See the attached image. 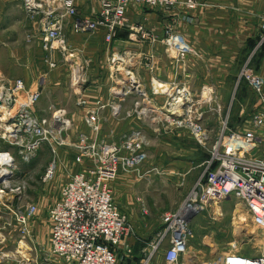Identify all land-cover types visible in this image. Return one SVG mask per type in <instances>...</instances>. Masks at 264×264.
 Instances as JSON below:
<instances>
[{"label": "rangeland", "instance_id": "1", "mask_svg": "<svg viewBox=\"0 0 264 264\" xmlns=\"http://www.w3.org/2000/svg\"><path fill=\"white\" fill-rule=\"evenodd\" d=\"M13 1L16 3L17 1L21 2V9L26 18V20L22 22L25 28L23 29L22 25L17 23L16 28H10L8 31H0V40L3 39V42L10 45L8 48L5 47L2 49L3 45L0 44V50L6 52V57L8 56L15 60L16 55L20 56L19 50L22 54L26 53L28 50L32 49L34 41H40L44 53L43 61H45L43 64L44 69H42L44 70L42 71L43 73H47L49 69H52L48 67L49 62L46 60L52 59L54 54L57 55V58L52 60L56 62L55 68L60 67L61 69L60 71L62 73L60 75L61 77H59L62 78L60 81L61 86L59 85V88L56 90L51 88L48 89V87L45 86L42 96L40 95L39 100L33 104L32 107L33 111H35L38 116L47 118H50L55 110H65V117L68 120V129L65 131V134L62 133L61 137L60 134L56 135L57 139L61 138L65 144L56 148L55 153H52L49 144L44 143L39 147L38 151L29 162L16 156L15 160L10 162V165H2L3 167L11 169V172L7 174L6 179L0 178V190H2V192H0V264H66L54 256L50 251V223L48 220V210L58 197L62 186L70 179L71 175L89 169L87 163L90 159L84 156L85 158H83L81 162H77L75 157L77 153H79V149L70 145L74 141H77L81 135L87 137L86 144L98 146L101 141L110 144L117 141L119 142L124 135L132 130H140L142 132V127H144L143 132H145L146 129L151 130V134H146V137L142 132L143 145L147 154L146 161L140 163L134 170L130 168L127 171L123 169L119 170L117 176L110 181L113 200L127 215L130 225L129 239L133 232L136 234L135 229L131 228V221L135 222L136 225L138 234L135 243H131V239L129 240L127 237V241L133 245V254L134 247L136 243L139 242L138 236L141 237V239H151L162 227H164L162 220L165 212L176 213L184 203L189 202V194L193 191L195 185L205 178L204 161L208 159V155L213 151V147L217 142L216 149L222 150L226 144L232 143L230 140H232L233 134L252 133L257 138L254 143L245 145V151L246 153L249 152L248 155L251 157L264 160V156H258L256 153L258 150H262L261 139L264 138V135L260 134L264 132V126H262L264 125V110L259 109L260 107L251 112L246 111L244 115L240 117L239 112H225L218 103V96L206 94L205 90H201V96H192L193 110L196 112L192 113V115L195 117L200 115V123L203 129L206 130L208 136L209 130L212 128L215 135L213 141L208 143V140H206L205 145L202 146L194 139L190 127L176 125L173 122L176 117L170 115L174 111L172 97L175 94H172V92H174L172 90L178 88H185L188 90L184 82L181 83L175 80L171 82L170 85L163 86L162 83L153 81V95L134 96L132 100L134 98H137V100L135 99L131 102V104L133 103L131 110L127 113H119L121 116L119 114L117 115L119 123L125 121V123L117 129L108 126L107 115H109L110 112L105 114V112H103L105 108L101 109L98 113L96 111L87 113L89 109L95 108L92 107L84 110V105L78 104L81 95L75 92H81L82 88L86 90L89 86L95 85H100V87H102V90L97 88L102 94L105 93L104 90L109 92L114 88L116 86L115 81H120V76L123 75L122 72H126L121 70L119 65L117 66L119 60L118 55L113 57V55L116 54L113 52L109 55V59L105 60V65L107 64L108 66L109 64L108 69L103 71L102 68H99L98 78L101 80L96 83L92 81L90 77L92 73L91 68L94 66H92V62L89 59L91 58L94 60L95 57V59L99 61L101 55H97L99 57V59H97V52L89 53L88 50L92 49L88 48L87 51H83L85 55L89 56L87 57L83 53L81 55L83 57V63L86 61L84 71L91 73L88 75L89 78H87L84 84L81 86H78L79 84L75 85L74 79L80 76L83 77L82 75L84 72L83 70L80 71L79 65H75L77 60H69L68 58L67 60L66 58L64 59V57H69V55H73L72 58L75 56L77 57L79 53L74 50L70 51V44L73 46L84 41L91 43V41H93L92 38L95 37L93 34L94 32L78 33V36H75L77 33L73 32V35L69 36L67 34V29L69 31L71 30L66 26L63 28V34L66 42L65 44L69 46L68 49L64 50V56L62 47L57 51L52 50V48L44 49L43 42L40 39L42 34L38 18H31L27 15L23 0ZM188 1L189 0H174L169 7L141 3H131V5H129L128 9L131 7V17H129V15L128 17L131 20L132 26L128 34L129 36L131 34L130 38L132 45L137 47L136 51H131L132 72H134L132 65H134L136 59L140 60L141 65L146 64L145 66L148 67V69L150 68L151 71L153 70L154 58L160 56V48L158 49L156 46H161L163 55L181 63H183L188 56L195 58L199 57L200 61L205 60V56L200 54L201 51L198 53V50H196L181 32L177 30V20L183 21V23L188 25L192 24L195 18L192 16V11H196L204 6V3L201 1L193 0L194 5L190 7L188 6ZM91 6H93V4ZM81 11L85 12V7H82ZM137 12H142L143 14L156 13L158 16L156 18L157 22L155 23L161 20V31H155L150 29L149 26H146L145 22L138 18L137 15H139V13L136 14ZM160 15L162 17H160ZM102 32L101 48L108 50L112 47L113 42H115L116 35L119 31L110 44L105 42L104 31ZM176 35L182 37V40L192 50L185 53L182 57L177 56L174 47L170 45V43H167V40L172 41ZM6 39L8 40L6 41ZM16 41H18V43ZM261 43L259 45H261ZM60 46H62V44H60ZM256 46H258V44ZM54 47H56V45ZM257 48L258 47L253 49L254 51L252 50L247 60L256 54ZM75 52H77V54ZM252 57L248 60V63H242L236 67L234 77H237L236 82H238V86L241 83H245L249 88L251 93L249 94L250 102L260 103L262 106L264 102H261L260 96L257 97L258 95L252 91V86L246 77L243 76L245 74H241L244 67L245 70L249 69V71H254L255 64L251 61ZM103 58L104 56L102 55V59ZM112 59H114V61H112ZM22 66L23 69L31 68L30 64H24ZM15 67L16 65L9 64V69L7 70L9 75L0 70V99H3L1 102L2 104H0L1 115H3L1 111H3V108L8 104V101L6 102L7 96H11V100L15 99L18 101V99H26L29 94L35 92L30 91L26 87L25 81L21 77L11 76L16 70ZM81 68L83 69V66H81ZM75 76L76 78L72 80V86L70 84L71 79ZM63 77H66V83ZM117 78L118 80H116ZM18 80L22 81L23 90L14 87ZM93 83H95V85ZM154 85L156 89V85H162L164 88L156 90ZM36 91L41 93L40 89ZM90 91H93V94H95L96 87H93V90L91 89ZM93 99H99V101L101 100L103 103L107 102L111 105H114L113 103L116 101L110 97L108 100H103L104 98L95 99L94 97ZM262 99H264V97H262ZM196 102H198V104H196ZM147 103L154 107L153 111L149 110L150 108L147 109ZM9 104H13V101ZM108 108L109 106L106 107V109ZM184 108V105L178 108L176 107V111L180 113V117L178 118L183 121L191 120L192 115L189 117L188 112H185L186 110ZM68 109H73L74 112L77 111L75 118L72 119L68 115ZM144 109H146V111ZM258 114H262L261 125L254 124V117L258 116ZM96 116L97 119L99 117L97 129L86 123L87 118L92 119L94 117V123L96 125ZM80 117L81 121L79 124L78 119ZM129 118L130 120H137L139 122L137 125L140 124L141 129H131V123H127ZM204 118H206L205 125L207 124L209 127L204 125ZM240 118H242V121L247 118L246 123L243 125L244 127L241 126L245 131L237 129H241L240 127H234V123L240 121ZM1 127L0 124V153L5 154L9 151L13 154L14 147H11L2 139V133L4 131ZM192 153H194V155ZM191 158L196 159V161L190 163ZM202 160L204 161L201 164ZM53 163H55L56 166L53 178L47 182L42 181V176L46 168ZM4 181H7L6 183L8 184L2 183ZM194 202L198 203V199H194ZM33 205L36 207L34 214L24 221V223H21V213H24L26 209ZM240 206L241 205H237V202L234 200H232L227 207L221 206L220 201L210 202L207 206H203L198 214L189 218L187 226L188 230L192 232V235L189 236L190 241L184 255L186 261H183V264H211V262L221 254L235 251L247 255H257L264 250V228H260L254 224L248 212L244 215V222H236L238 221L236 220L237 213H243L241 212L242 206ZM23 225L26 226L29 231V234H24V238L20 231ZM139 246L141 248L143 244L138 243V247ZM116 251L119 256H121V249L117 248ZM139 254L140 253H136V259L139 258ZM152 264H164V262L157 256L152 259Z\"/></svg>", "mask_w": 264, "mask_h": 264}, {"label": "built area", "instance_id": "2", "mask_svg": "<svg viewBox=\"0 0 264 264\" xmlns=\"http://www.w3.org/2000/svg\"><path fill=\"white\" fill-rule=\"evenodd\" d=\"M23 2L27 15L38 18L43 48H52L57 51L62 47L64 56V50L68 49L63 34L64 27L67 26L77 34L93 33L101 29L104 31L105 42L110 44L118 31L131 30V20L127 14L131 3L169 7L174 0H23ZM193 5L194 1L189 0L188 6L193 7ZM89 6L91 7L88 8ZM82 7H85V12L81 11ZM261 42H264V21L260 24V41L257 47ZM167 43L174 47L179 57L192 51L178 35L172 41L167 40ZM65 58L68 57L65 56ZM46 61L49 62V68L56 67V62L52 59ZM243 70L241 74H245L243 76L249 81L252 91L258 95L257 97L260 96L261 102H264L262 99L264 77L255 71ZM128 77L130 83L123 86L117 78L115 85L120 83V89H115L116 85L110 92L119 96L131 93L135 82L130 75ZM74 78L76 76L71 79L72 86ZM74 81L75 85L79 84L78 86L85 83L81 76ZM14 87L24 89L22 81L19 80ZM172 91H174L172 94H175L172 97L174 111L170 115L176 117L173 122L178 126L190 127L194 139L204 146L208 135L200 123V115L196 117L192 115L196 113L193 110V95L185 88ZM10 97L7 96L6 102L8 101L9 104L13 101V105L7 110L6 122L12 127L11 130L6 131L2 128L4 131L2 139L14 147V153L7 151V160L11 162L19 156L22 160L29 162L42 144H49L52 153L65 144L61 138L56 137L57 134L61 137L62 133L65 134L68 129L65 110L53 111L50 118L40 117L32 107L39 100L40 92L35 91L24 100H11ZM2 100L0 99V104ZM78 104L85 105L86 100L81 96ZM182 105L185 106L188 116L192 115L191 120L183 121L178 118L180 113L176 111V107ZM107 106L113 116L116 117L119 114V105H111L99 100L96 101L95 109H89L87 113L94 111L98 113ZM261 116L262 114H258L254 117L255 125L262 124ZM96 120V125L94 117L87 118L86 123L97 129L99 117L97 119L96 116ZM0 122H2L1 116ZM142 138L140 130H132L119 142L111 144L104 141H101L98 146L86 144L85 135L79 136L77 141L70 144L79 149L75 157L77 162H81L84 156L90 160L87 163L89 169L71 175L48 210L51 229L50 251L64 263L135 264L131 258L133 245L127 241L130 234L127 215L114 202L110 181L117 176L119 170L127 171L129 168L134 170L140 163L146 161L147 154ZM256 138L252 133H238L233 134L230 140L232 143L226 144L222 150L216 149L218 142L214 145L213 151L204 161L205 178L197 183L195 195L190 193L189 202L184 203L176 213L165 212L162 220L164 227L151 239H141L138 236V243H142L143 246L139 249L140 254L136 264H152V259L157 256L165 264H183V256L190 241L189 236L192 235L187 226L189 218L193 216V213L198 214L208 203L219 202L230 196L240 200L254 224L264 228V160L251 157L245 151V145L254 143ZM1 165L7 166V164ZM55 170V163L50 164L42 176V181L47 182L52 179ZM194 199H198V203L194 202ZM185 205H189L192 209L187 210L188 207L186 208ZM35 208L33 205L21 213V223L34 214ZM186 211L190 212L184 214ZM21 229L24 238V234H29V231L24 225ZM117 248L121 249V256L116 251ZM211 264H264V250L257 255L239 252L221 254Z\"/></svg>", "mask_w": 264, "mask_h": 264}, {"label": "crops", "instance_id": "3", "mask_svg": "<svg viewBox=\"0 0 264 264\" xmlns=\"http://www.w3.org/2000/svg\"><path fill=\"white\" fill-rule=\"evenodd\" d=\"M199 1L204 3V6L202 8L197 9L196 11H192V16L195 17L193 19L192 24L188 25L183 23V21L177 20V30L181 32V34L187 39L189 43L193 45V47H195L196 50H198V53L199 51H201L200 54L205 56L204 61H200L199 57L195 58L188 56V58H186L184 62L181 63L177 60H173L163 55L161 46H156L158 47V49L160 48V56L158 58H154L153 70L151 71L150 68L148 69V67L145 66L146 64L141 65L140 60L136 59L134 65H132V69L134 71L132 72L131 51H136L137 47L132 45L128 30L119 31L116 35L115 42H113L112 47L108 50L101 48V34L103 33V30L101 29L93 33L95 37L92 38L93 41H91V43H87L86 41H84L82 43H77L73 46L70 44V51H77L79 55L77 57L75 56L74 58H72L73 55H71L70 57H68V59L77 60V63H75V65L80 66V71L83 70L84 74L82 75V79L84 81L89 78L88 75L91 72L88 73L84 71L86 61L83 63V57L81 55L82 53L84 54L83 51H87V49L90 48L92 50H88L89 53L97 52V59H99L97 55H101V59H99V61H97L95 57L94 60H92L91 58L89 59L92 62V66H94L93 68H91L92 73L90 74L92 81H95L96 83L100 82L101 79L98 78L99 68H102L103 71L108 69L109 64L108 66L107 64L105 65V60L109 59V55L114 52L116 54L113 55V57L118 55L119 58L117 66L119 65L121 70L126 71L125 73L122 72L123 75L120 76L121 81L119 82H122V86L130 83L128 77L129 75L135 82L133 84V88L131 89V93H128L126 96H119L118 94H113L110 91L109 93L107 92V90H104L105 93L102 94L99 91L102 90V87H100V85L96 86L95 83H93L95 86H89L86 90H83L84 88H82L81 92L74 91L86 100V104L83 106L85 107L84 110L87 108L96 107V101L99 99L94 100L93 97L95 99L104 98L103 100H108V98L110 97L117 101H115L113 104L120 106L119 113H127L131 110V106L133 104H131V102H133V100L135 99L137 100V98H134L132 100L134 96L139 97L143 94L145 96L153 95V81L162 83L163 86H168L171 82L175 80L181 83L184 82L193 96H201V90H205L206 94L208 93L210 95L218 96V103L220 104V106H222L225 112H239V116L242 117L246 111L251 112L252 110L257 109L258 107H260L259 109L264 110L262 109L264 108V105L261 106L260 103L250 102L249 94L251 93L249 91V88L245 83H241L238 86V82H236L237 77H234L236 67L239 64H244L246 62L247 58L252 53V50L255 49L257 47L256 45L259 43V25L262 21H264V0ZM20 3L21 2L19 1H17L16 3L13 0H0L1 32L8 31V29L10 28H16L17 23L21 24L23 29L25 28L24 23L22 22H24L26 18L21 9ZM138 13V18L145 22L146 26H149V28L152 30H159V32L161 31V20L158 23H155L157 22L156 18L158 16L156 13L143 14L142 12H137L136 14ZM128 15L129 17H131V7L128 9ZM160 17L162 16L160 15ZM67 34L71 36L73 35V32L67 29ZM75 36H78V34H75ZM7 40L8 39H6V41ZM16 42L18 43V41ZM0 44L3 45L2 49H4L5 47L8 48L10 46L9 44L7 45L5 42H3V39L0 40ZM33 44L34 46L32 47V49L28 50L26 53L22 54L19 50L20 56L16 55L15 60H13V58L11 57H6V52H2L3 50H0V70H2L3 73L6 72V74L9 75V73L7 72V70L9 69V64L16 65V70L14 71V74H11V76L21 77L25 81L26 87L30 91H36L40 89V95L42 96L45 86H47L48 89L51 88L54 90L59 88L58 86L60 85V81L62 79L59 77H61L60 75L62 72L60 71V67H58L49 69L47 73H43L42 71L44 70L42 69H44L43 64L45 61H43L44 53L41 48V42H37L36 40L33 42ZM77 52L75 53L77 54ZM102 55L104 56L103 59ZM85 56L89 57L88 55ZM55 58H57L56 54L52 56V59ZM252 58L253 59L251 61L253 62V64H255L254 71L264 77V51H262V53L260 54H254V57ZM24 64H30L31 70L28 68L23 69L22 65ZM81 66H83V69L81 68ZM63 78L64 82L66 83V77ZM132 82L133 81L131 80V85ZM162 85H156L157 89L154 85V88L156 90H161L164 88ZM93 87H96L95 94H93V91H90L91 89L93 90ZM97 88L99 90H97ZM115 89H120V83L115 87ZM146 105L148 107L147 109L150 108L149 110H154V107L150 106L148 103ZM108 109H106L105 107V110L103 111L105 112V114L110 112L109 115H107L109 123L108 126H112L117 129L125 123V121L119 123L118 116H113L111 110ZM76 113L77 111L74 112L73 109H68V115L72 119L75 118ZM205 119L206 118H204V125ZM78 120V123L80 124L81 117ZM246 120L243 119L242 121V118H240V121H238L239 123H234V127H240L241 129H237L240 131H245V129L243 130L242 127H244L243 125L244 123H246ZM128 122L131 123V129H141L140 124L137 125V123H139L137 120H130L129 118V120H127V123ZM205 126L209 127V125L207 124ZM143 128L144 127H142V132ZM209 131L210 132L207 139L208 143L212 142L215 137L212 128H210ZM143 133L146 137V134H151V130L146 129ZM260 134L264 135V132ZM261 145L262 150H258V152H256L258 156H264V138L261 139ZM192 154L194 155V153ZM195 161L196 159L191 158L190 163H194ZM203 161L204 160L201 161V164L203 163ZM232 200L236 201L237 205L242 206L241 212L243 213H237L236 216V220H238L236 222L242 223L245 220L244 215L247 211L241 201H238L234 197L230 196L224 199L223 201H220V204L223 207H227ZM131 225L132 228L135 229L136 234L133 232L130 239L131 243H135L138 233L136 231L135 222L131 221ZM139 249L140 246L138 247L137 242L134 247V254L131 257L133 263L135 264L137 263L136 253H139ZM183 261H186V258L184 259V256ZM162 262L164 261L162 260Z\"/></svg>", "mask_w": 264, "mask_h": 264}, {"label": "bare ground", "instance_id": "4", "mask_svg": "<svg viewBox=\"0 0 264 264\" xmlns=\"http://www.w3.org/2000/svg\"><path fill=\"white\" fill-rule=\"evenodd\" d=\"M78 76V75H77ZM132 78V77H131ZM12 105L13 104H7V106L6 107H4L3 108V111H2V114L3 115H1V117H2V121L3 122H0V124H1V129L2 128H4L5 129V131L6 130H11V125H9L8 124V122H6L7 121V119H8V117H7V114H8V109H10L11 107H12ZM5 115V117H3ZM3 134V133H2ZM4 135H6V133H4ZM5 153V152H4ZM3 153H0V178H4V179H6V176H7V174H9L10 172H11V169H9V168H6V167H3L1 164H7V166L8 165H10V161L9 160H7V152L5 153V154H3ZM7 181H4V182H2V183H4V184H8V183H6ZM197 187H198V185H195V188H193V191L191 192V194H193V195H195V193L196 192H194V191H196L197 190ZM0 192H2V190H0ZM189 196H190V194H189ZM186 206V205H185ZM188 207V208H187ZM186 208H187V210H191L192 208L189 206V205H187L186 206ZM190 211H186L184 214H188ZM193 215H194V213H193ZM49 220V219H48ZM241 229V228H240ZM50 232H51V229H50ZM235 252V251H234Z\"/></svg>", "mask_w": 264, "mask_h": 264}, {"label": "trees", "instance_id": "5", "mask_svg": "<svg viewBox=\"0 0 264 264\" xmlns=\"http://www.w3.org/2000/svg\"><path fill=\"white\" fill-rule=\"evenodd\" d=\"M258 50L256 51L257 54L262 53L264 51V42L261 43V45L257 48ZM254 57V56H253ZM253 59V58H252Z\"/></svg>", "mask_w": 264, "mask_h": 264}]
</instances>
